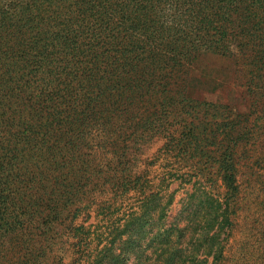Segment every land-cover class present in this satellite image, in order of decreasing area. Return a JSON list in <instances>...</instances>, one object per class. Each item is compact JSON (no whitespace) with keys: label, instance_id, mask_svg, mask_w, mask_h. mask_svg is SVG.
<instances>
[{"label":"trees","instance_id":"obj_1","mask_svg":"<svg viewBox=\"0 0 264 264\" xmlns=\"http://www.w3.org/2000/svg\"><path fill=\"white\" fill-rule=\"evenodd\" d=\"M230 263L264 264V0H0V264Z\"/></svg>","mask_w":264,"mask_h":264},{"label":"rangeland","instance_id":"obj_2","mask_svg":"<svg viewBox=\"0 0 264 264\" xmlns=\"http://www.w3.org/2000/svg\"><path fill=\"white\" fill-rule=\"evenodd\" d=\"M232 68V61L220 57L218 55L206 54L200 56L193 66L192 76L199 79L203 85L206 84L207 88L205 85L195 90H191L190 96L198 97L208 102L216 101L218 97V92L215 93L209 91L208 88L211 87L208 86V84H210V80H226V73ZM159 146L160 143L154 144L148 154L154 152ZM174 187L175 185L173 186V188ZM183 196V192L179 191L176 195V200H179V198ZM177 208H179V205L175 206V210L173 209V212L176 211ZM255 218L256 217L252 216V213L242 215L239 227H237L236 231L234 232L232 240L229 241V245H231L228 252L229 255L237 256L239 251L238 242L242 241L244 238H249L251 240V237L260 229V220L253 222Z\"/></svg>","mask_w":264,"mask_h":264}]
</instances>
